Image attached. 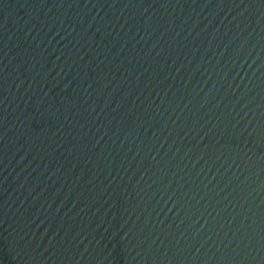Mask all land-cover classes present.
Segmentation results:
<instances>
[{"label":"water","instance_id":"obj_1","mask_svg":"<svg viewBox=\"0 0 264 264\" xmlns=\"http://www.w3.org/2000/svg\"><path fill=\"white\" fill-rule=\"evenodd\" d=\"M0 264H264V0H0Z\"/></svg>","mask_w":264,"mask_h":264}]
</instances>
